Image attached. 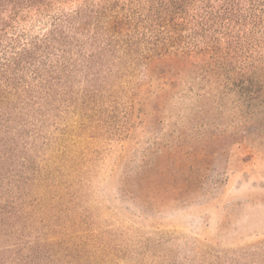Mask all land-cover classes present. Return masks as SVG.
<instances>
[{"label": "rangeland", "instance_id": "1", "mask_svg": "<svg viewBox=\"0 0 264 264\" xmlns=\"http://www.w3.org/2000/svg\"><path fill=\"white\" fill-rule=\"evenodd\" d=\"M255 3L244 13L264 18ZM51 22L3 40L30 44ZM256 28L249 71L264 70ZM9 55L0 45V67ZM121 55H40L32 91L0 100V264H264V86L250 104Z\"/></svg>", "mask_w": 264, "mask_h": 264}, {"label": "trees", "instance_id": "2", "mask_svg": "<svg viewBox=\"0 0 264 264\" xmlns=\"http://www.w3.org/2000/svg\"><path fill=\"white\" fill-rule=\"evenodd\" d=\"M245 1L0 0V45L6 53L11 51L0 67V100L32 91L43 72L40 55L61 53L64 57L73 49H96L120 53L121 58L133 56L152 77L157 66L167 70L160 77L201 73L214 91H236L251 104L253 89L264 86V70L244 69L256 61L245 53L244 45L258 34L256 27L264 25V18L251 9L244 13ZM250 1L256 6V0ZM73 4L77 6L72 12L63 10ZM33 18L52 19L43 36L21 47L3 40L15 25ZM28 68L35 69L34 77L24 83L19 75Z\"/></svg>", "mask_w": 264, "mask_h": 264}]
</instances>
